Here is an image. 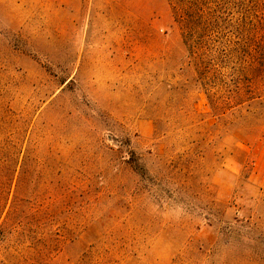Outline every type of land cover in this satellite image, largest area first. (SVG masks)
<instances>
[{
    "label": "rangeland",
    "instance_id": "1",
    "mask_svg": "<svg viewBox=\"0 0 264 264\" xmlns=\"http://www.w3.org/2000/svg\"><path fill=\"white\" fill-rule=\"evenodd\" d=\"M183 9L0 0V264H264V0Z\"/></svg>",
    "mask_w": 264,
    "mask_h": 264
},
{
    "label": "trees",
    "instance_id": "2",
    "mask_svg": "<svg viewBox=\"0 0 264 264\" xmlns=\"http://www.w3.org/2000/svg\"><path fill=\"white\" fill-rule=\"evenodd\" d=\"M172 3L173 9L175 11V15H177V22L181 24L183 29L186 31V41L188 46L191 45V37H192V25L193 21V12L184 10L183 5L188 4L190 0H169ZM188 2V3H187ZM192 5H187L188 8H191ZM186 43V42H185Z\"/></svg>",
    "mask_w": 264,
    "mask_h": 264
}]
</instances>
